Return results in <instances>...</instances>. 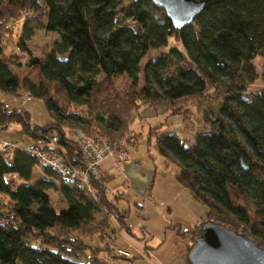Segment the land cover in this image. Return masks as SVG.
Instances as JSON below:
<instances>
[{
	"label": "trees",
	"instance_id": "1",
	"mask_svg": "<svg viewBox=\"0 0 264 264\" xmlns=\"http://www.w3.org/2000/svg\"><path fill=\"white\" fill-rule=\"evenodd\" d=\"M10 20L20 23L24 61L6 52L1 34L14 31ZM35 20L59 36L44 55L27 45ZM258 57L264 61V0H206L180 29L150 0H0V93L40 99L54 119L40 125L27 110L0 102V123L19 124L78 165L82 153L67 128L115 141L141 103L168 102L183 121L195 108L202 120L190 121L194 144L158 133L155 147L177 164L175 178L207 207V219L264 247V90L246 94L261 76ZM121 77L128 87L117 86ZM204 99L215 105L209 122ZM28 147L0 152V264H110L84 233L98 228L106 241L113 212L131 232L127 213L97 180L94 195L48 166L36 176L40 165Z\"/></svg>",
	"mask_w": 264,
	"mask_h": 264
},
{
	"label": "rangeland",
	"instance_id": "2",
	"mask_svg": "<svg viewBox=\"0 0 264 264\" xmlns=\"http://www.w3.org/2000/svg\"><path fill=\"white\" fill-rule=\"evenodd\" d=\"M19 24H16L14 20L13 22L10 20L8 26L13 28L14 31H11V34L2 31L1 35L3 36L4 45H6V52H18L22 55L24 61L26 53L18 47V37L20 32V28L18 27ZM32 25L34 33L27 42V45L34 55H44L52 48L53 43L59 38V36L56 32L46 30L41 21L35 20L32 22ZM154 56L155 54H153L152 57ZM144 61H146V59ZM255 64L261 76L247 89L246 94L248 96H252L256 92L264 90V77H262L264 61L261 57H258L255 60ZM142 82L143 80L140 76L139 86ZM116 84L120 88L125 86L128 87L129 82L127 81V78L121 77L117 80ZM20 93V96H22L23 93L26 95L25 92ZM20 96L0 93V102H2L1 98H19ZM201 107H206L208 110V122L212 120L214 118L213 109L215 107L213 101L204 99ZM5 108L7 107L5 106ZM17 108L23 109L21 107ZM7 109L10 110L12 108ZM172 109V104L168 102H160L154 106H150L147 103H141L131 116L126 129L123 132L115 133V141H110L112 144L122 143L120 147L125 150L124 152L126 155L128 154L127 152H129L131 156L135 157L143 165H149L152 168H156L158 175L155 179H152L150 186L152 191H156V196L153 197L152 201L145 199L143 196L137 199L132 197L128 198L126 196L119 199L117 203V197L111 195L109 186L103 180L100 170L101 164L98 169L100 178L99 180H96L102 186L105 193L110 197L109 199L112 201L113 205H115L118 210L127 213L125 219L126 224L132 228L131 232H128L122 227L117 217L118 214L113 212L111 213L112 217L109 216V221L114 232L107 237L106 241L102 240V234L98 228H94L93 230L90 228L89 234L84 233L89 245L92 248L99 246L102 251L100 255L102 257L107 256L109 260L111 259V263L113 264H161L160 260H169L174 257L180 249L185 250L189 259L190 249L196 243L197 238L202 237H196L198 230L203 228L208 222H213L207 219L203 203L195 199L192 194H190L191 199L188 200L184 195L185 193L188 195L187 192L183 191L182 193L179 192L176 194L177 187L169 185V178L162 177L165 175L160 173V171H166L169 174L175 173L173 170H176L178 166L173 161L165 159L158 152L155 147L156 135L158 133H176L181 138L187 140V142L194 144L195 134L190 129V121H193L196 124L199 123L200 119L202 120V118L196 113L195 108L193 109L189 120L184 121L180 115L172 114ZM204 119L205 118H203V120ZM67 132L68 135H70L72 129L67 128ZM87 134L90 136L103 135L108 140L110 138L103 132H91ZM131 134L133 135V141L129 140V138L127 139V135ZM4 141H18L20 144L28 146L27 144H31L33 140L28 135L20 132L19 124L12 122L8 124L0 123V143H3ZM165 166L168 167V169L165 168ZM35 170L36 176H46L41 166ZM173 177L175 178L174 175ZM176 183L179 185V189L184 187L178 180H176ZM161 186L165 188H161ZM49 193L51 195L52 203L60 207L62 204L59 200L60 196L58 191L50 189ZM173 194V200L169 201L168 195L173 196ZM202 217H206V220L198 222V225L194 228L193 224L198 218L201 219ZM172 220H176L179 224H184L182 225V230L178 236H175L174 231L170 228ZM151 227L154 228L153 230L156 233V237L159 238H154L150 246V244L147 243L149 238L146 236L144 229H150ZM187 228L192 231L185 234L186 232L184 230ZM189 235L192 237L191 242H186L185 245V238H189ZM119 243H121V245ZM118 248L130 250L132 255L124 256L118 252ZM124 260L126 263H124Z\"/></svg>",
	"mask_w": 264,
	"mask_h": 264
},
{
	"label": "crops",
	"instance_id": "3",
	"mask_svg": "<svg viewBox=\"0 0 264 264\" xmlns=\"http://www.w3.org/2000/svg\"><path fill=\"white\" fill-rule=\"evenodd\" d=\"M1 100L7 108L21 107L27 110L31 116V120L37 124L46 125L54 121V119L49 114L44 102L40 99L30 97L28 94L25 95L23 93L22 96H20L19 98L5 97V98H1ZM33 144H34V140L32 141L31 144H27V145L32 146ZM127 153H128L127 154L128 159L126 162L122 164H117L113 158H107L101 163L100 170H101L103 180L109 186V189H110L109 191L111 192V195L113 197L118 198V199L116 198L117 203L119 199H121L122 197H126V196L128 198L132 197L134 199H137L143 196L145 199H149L150 201H152L153 197L156 196V191L154 190L152 191L150 186H151L152 179H155V177L158 175L156 168H152L149 165L147 166L143 165L135 157L131 156L129 152ZM165 168L168 169V167L166 166ZM176 170H173V172H175ZM160 173L165 175L162 177L169 178L168 179L169 185L171 186L174 185V187H177L176 194L179 192L182 193L184 191V192H187L188 194L186 195L185 193L184 194L185 197H187L188 200L191 199L190 194L192 193L190 192L189 189H187L186 187H181L179 189V185L176 183L177 179L175 180V178L173 177V175L175 176V173L169 174L166 171H160ZM161 188H165V187L161 186ZM168 193H169V189H168ZM168 197H169L168 200L172 201L174 198V194L173 196L168 195ZM204 209H205V213L207 217V212H208L207 207L205 206ZM206 217L205 218L202 217L201 219L198 218L196 222L193 224L194 228H196V226L198 225V222L205 220ZM172 222L170 223L171 227L170 226L168 227H170L172 231H174L175 236H178L180 231L182 230V225L184 224H179L178 222H176V220H172ZM153 229L154 228L152 227L150 229L148 228L144 229L146 236L149 238V241L147 243L150 244V246L154 238H159V237H156V233L154 232ZM184 231L186 232L185 234H187V232H190L192 230L187 228ZM185 239H186L185 241V245H186V242H189V243L191 242L192 237L189 235V238H185ZM119 244L121 245V243ZM104 258L108 260L110 264H113L111 263V259L109 260L107 256H104ZM160 261H161V264H189V259L184 249H180L177 252V254L174 257L170 258L169 260H164V261L160 260ZM124 263H126L125 260H124Z\"/></svg>",
	"mask_w": 264,
	"mask_h": 264
},
{
	"label": "water",
	"instance_id": "4",
	"mask_svg": "<svg viewBox=\"0 0 264 264\" xmlns=\"http://www.w3.org/2000/svg\"><path fill=\"white\" fill-rule=\"evenodd\" d=\"M150 1L164 9L177 29L191 24L206 4V0ZM204 229L189 251L191 264H264V247L254 239L215 222H208Z\"/></svg>",
	"mask_w": 264,
	"mask_h": 264
},
{
	"label": "built area",
	"instance_id": "5",
	"mask_svg": "<svg viewBox=\"0 0 264 264\" xmlns=\"http://www.w3.org/2000/svg\"><path fill=\"white\" fill-rule=\"evenodd\" d=\"M68 136L81 150L82 161L78 165L62 157L57 150L46 148L42 138L35 140L34 144L27 150L33 154L40 166L51 167L64 180L76 182L80 187L87 188L91 193L97 195L93 181L100 178L98 169L101 162L112 157L117 164H122L128 159L125 150L120 147L122 143L112 144L103 135L90 136L79 129H72ZM128 138L133 141L132 134L127 135ZM19 146H22L19 142L4 141L0 143V152L12 156L14 149ZM118 252L124 256L132 255L131 251L125 248H118Z\"/></svg>",
	"mask_w": 264,
	"mask_h": 264
}]
</instances>
